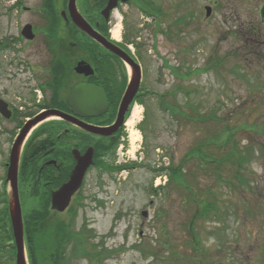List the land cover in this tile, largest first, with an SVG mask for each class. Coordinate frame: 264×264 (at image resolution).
Returning a JSON list of instances; mask_svg holds the SVG:
<instances>
[{
    "label": "rangeland",
    "instance_id": "1",
    "mask_svg": "<svg viewBox=\"0 0 264 264\" xmlns=\"http://www.w3.org/2000/svg\"><path fill=\"white\" fill-rule=\"evenodd\" d=\"M82 1L85 6L86 1ZM152 1L161 6L157 16H146L131 0L121 2L108 23L110 37L119 22V41L124 34L134 38L129 49L139 55L142 70H146L145 103L134 105L141 109L140 121L128 123L133 107L127 118L126 134L130 137L136 130L139 140L135 149L130 138L124 141L123 148L107 160L118 165L132 162V167L112 172L97 165L91 168L78 192L83 198L75 217L70 220L65 211L50 214L49 220L71 221L75 231L83 226L91 228L88 242L96 246L90 250L108 251L95 260L74 256L71 264H199L202 256L209 264H264L262 0ZM29 2L33 16L24 14L19 21L30 19L39 26L43 18H38L42 13L39 0ZM1 3L3 0L0 18L4 13ZM4 21L8 22L2 17L0 34L15 32L14 16L10 25ZM4 84L12 85L7 80ZM159 95L167 96L189 117L171 116L160 107ZM216 135H220V148L212 144L204 150L223 157L221 181L213 172L201 169L197 157L185 159L189 150L200 143L208 145ZM15 138L0 135V200L5 162ZM234 142L237 152L233 157L246 156L239 175L246 183L230 188L226 182L238 168L233 164L237 161L229 157ZM170 160H184V169L192 173L184 179H198L200 189L213 192L211 200L218 209L215 217L212 213L207 218L195 216L199 206L184 205L181 187L164 185L167 175L163 167ZM33 199H23L25 220ZM142 210L148 212L146 217L141 216ZM191 230L200 244L195 253L189 242ZM203 249L205 254L200 253ZM7 263L15 264V256L14 262Z\"/></svg>",
    "mask_w": 264,
    "mask_h": 264
},
{
    "label": "flooded vegetation",
    "instance_id": "2",
    "mask_svg": "<svg viewBox=\"0 0 264 264\" xmlns=\"http://www.w3.org/2000/svg\"><path fill=\"white\" fill-rule=\"evenodd\" d=\"M29 1L1 3L2 17L8 20L4 22L10 25L9 19L15 17V32L0 34V102L5 104L1 105L3 112L0 111V135L7 133L15 138L25 124L35 121L22 144L18 164L21 208L23 213V199L44 196L52 214L57 211L50 208L51 193L69 179L77 157H90L92 161L84 173L83 184L87 172L97 162L107 161L117 152L125 132L124 122L133 104L146 93V70H142L135 51L109 36L108 23L114 9L107 17L101 11L107 0H85L87 7L82 0H76L79 13L89 25L141 66L137 91L122 119L117 120L131 70L116 53L74 25L67 11V0L59 3L52 0V4L39 0L37 6L42 10L39 20L43 15L39 26L30 19L25 23L19 21L24 14L33 16ZM50 5L58 12L56 20L45 18V12L51 14ZM119 5L118 0L116 6ZM260 15L264 22V0ZM26 25L31 26L30 38L22 33ZM78 63L89 65L91 72L76 70ZM5 80L12 85L4 84ZM81 84L93 85L100 92L73 93ZM50 111L55 114L49 115ZM30 186L32 190L28 189Z\"/></svg>",
    "mask_w": 264,
    "mask_h": 264
},
{
    "label": "trees",
    "instance_id": "3",
    "mask_svg": "<svg viewBox=\"0 0 264 264\" xmlns=\"http://www.w3.org/2000/svg\"><path fill=\"white\" fill-rule=\"evenodd\" d=\"M134 1L137 3L136 5L138 6V8L148 17L157 16L158 13L162 12L161 6L155 5L152 0ZM44 2L45 4H52V0H44ZM50 11L51 14L45 12V18L56 20L57 15L51 5ZM128 35H123L124 44L132 43L134 41V38H130ZM136 48L139 49L138 46H136ZM137 101L141 105L145 103L142 96H140ZM158 103L160 107L164 108L165 111H167L173 117H175L176 115H183L184 117L186 116V118L189 117L187 112H185L183 109H178V105L168 100L167 96L165 95L158 96ZM227 129L229 128L227 127ZM227 132H230V129ZM219 136L220 135L213 136V139L208 142V145L206 143H200L198 144V146L189 150L185 159H192L194 157H197L199 159V167L201 169H203L207 173L210 171L213 172L214 176H219L220 166L223 162V157L216 158V156L212 154V151L204 150V147H209V145L212 144L217 145L220 148L221 144L218 143ZM231 137L232 134L229 135L228 139L230 140ZM236 152L237 143L234 142L231 151L229 152V157L237 161V163L233 162V164H237L238 168L235 169L236 172L235 175H233V178L229 179L228 182H226L227 184H229L230 188L239 187L242 186L243 183H246L244 181V178L239 176L241 170L240 164H242L243 161H246V156H238V160H236L233 157ZM25 157L26 155H23V161ZM182 161H180V163L178 162V164L170 160L168 166L163 167L165 174L167 175L166 184L164 185L166 187H181L182 190L180 191H182V195L185 194L183 199L184 205L188 206L190 204H197L199 206V210H197L194 214L195 216H202L204 218H207L209 217V214L212 213L213 217H215L218 214V209L217 206L213 203L214 199L211 200V198H213L211 197L213 196V192H209V190L200 189L198 187V179L192 182L185 180L184 176H192V173L187 169H184L185 163ZM96 165L101 169L112 172L119 171L122 168H131L132 162H130L129 164L118 165L114 162L102 161L95 164V166ZM222 179V176H219V180L221 181ZM3 187L4 191L2 192V197L0 200V264H10L7 262H10L12 260L14 262L15 246L13 243V236L8 214L6 185L4 184ZM32 188L33 186H30L28 189L32 190ZM33 198V204L30 205V209L26 212V220L23 217L24 238L25 245L27 248L29 264H71V259L74 258V256H90L91 260H95L98 255L102 258L105 254L108 253V251L104 250V248H101L99 252L90 250H94L96 246V243L88 242V239L91 237L89 236V234L92 233L91 228L83 226L78 231H75L71 227V221H50V209L48 198L44 199V196ZM82 198L83 196L81 194H78V196L76 195L73 198L69 207L67 208L66 212L68 213L70 220L74 218L77 214V209L81 205ZM190 223L189 225L191 226ZM192 231L193 230H191V234L193 233ZM189 242L186 243L191 245L193 253H195L197 249L199 250L200 244L197 239H195L193 234ZM200 253L205 254L204 249L203 251L200 250ZM175 258L177 257L175 256ZM201 258L203 260L205 256H202ZM202 260H199V264L210 263V261Z\"/></svg>",
    "mask_w": 264,
    "mask_h": 264
},
{
    "label": "water",
    "instance_id": "4",
    "mask_svg": "<svg viewBox=\"0 0 264 264\" xmlns=\"http://www.w3.org/2000/svg\"><path fill=\"white\" fill-rule=\"evenodd\" d=\"M118 0H108L106 5L102 8V13L105 17L108 16L110 10L116 7ZM121 2H126L128 0H120ZM67 11L69 14L70 19L77 26L80 30H82L85 34L90 36L91 38L95 39L106 48L111 50L112 52L116 53L128 66L131 70V78L129 80L128 86L122 98L121 104L119 106L118 111V119H122L123 112L127 107L128 102L132 99L134 94L137 91L138 85L140 83V65L130 57L125 51L121 48L117 47L116 45L112 44L111 42L107 41L101 34L95 31L89 23L83 18V16L79 13L76 7V0H68L67 2ZM210 8L206 7V15H209ZM65 16V13L63 12ZM22 33L27 37L32 36L31 26L26 25ZM78 71H83L85 74L91 72V68L89 65H85L83 63H78L76 68ZM88 70V71H87ZM95 90V94H98L100 90L93 85H85L81 84L76 86L73 89V93L75 92H82L89 93ZM5 107L4 103L0 102V111L3 112L2 106ZM54 111H50L49 115H54ZM35 123V121L29 122L22 127L20 133L16 136L9 153V160L7 163V170H6V179L5 184H8L9 191L7 194V203H8V213L10 219V225L13 235V242L15 246V264H28L27 256H26V249H25V241H24V232H23V219H22V210L21 204L19 199V192H18V164L20 158V152L22 144L25 140V137L31 128V126ZM92 163L91 158L83 159L77 157V162L75 166L72 168L70 172L69 179L62 183L57 189L53 190L51 193V200H50V207L53 210L58 212L64 211L71 200L73 194L79 189L84 173L87 167ZM148 212L146 210L141 211V216L146 217Z\"/></svg>",
    "mask_w": 264,
    "mask_h": 264
},
{
    "label": "bare ground",
    "instance_id": "5",
    "mask_svg": "<svg viewBox=\"0 0 264 264\" xmlns=\"http://www.w3.org/2000/svg\"><path fill=\"white\" fill-rule=\"evenodd\" d=\"M119 28H120V23L118 22L117 24H115L111 30L112 33V37L117 39L119 38ZM141 117V109L140 107L135 106L132 109L131 115H130V120H129V124L133 125L134 123L138 122L140 120ZM139 140V134L136 130H132L130 133V141H131V146L132 149H135V145H136V141Z\"/></svg>",
    "mask_w": 264,
    "mask_h": 264
}]
</instances>
